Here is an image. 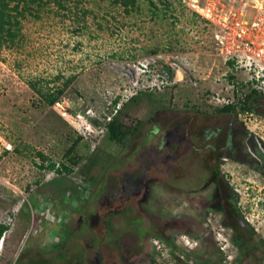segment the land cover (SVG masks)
Wrapping results in <instances>:
<instances>
[{
	"label": "rangeland",
	"instance_id": "1",
	"mask_svg": "<svg viewBox=\"0 0 264 264\" xmlns=\"http://www.w3.org/2000/svg\"><path fill=\"white\" fill-rule=\"evenodd\" d=\"M210 1L241 0H44L19 18L0 47V264H235L219 205L261 242L241 264H264V177L240 151L264 143V97L215 112L249 77L214 55ZM62 87L66 115L38 92ZM114 114L137 129L123 145Z\"/></svg>",
	"mask_w": 264,
	"mask_h": 264
},
{
	"label": "built area",
	"instance_id": "2",
	"mask_svg": "<svg viewBox=\"0 0 264 264\" xmlns=\"http://www.w3.org/2000/svg\"><path fill=\"white\" fill-rule=\"evenodd\" d=\"M211 2L201 10L198 6L197 12L218 27L212 37L214 55L223 58L229 68L247 74L246 82L264 94V0H241L221 14ZM52 107H59L61 115H66L61 99Z\"/></svg>",
	"mask_w": 264,
	"mask_h": 264
},
{
	"label": "trees",
	"instance_id": "3",
	"mask_svg": "<svg viewBox=\"0 0 264 264\" xmlns=\"http://www.w3.org/2000/svg\"><path fill=\"white\" fill-rule=\"evenodd\" d=\"M44 0H0V47L5 43L13 42L16 37V33L13 30V26L19 23V18L24 15L25 11H28L32 5H37L38 3L43 2ZM113 4L119 6H132L134 7L137 0H111ZM154 52V51H152ZM165 72L170 75L171 72L169 69H165ZM230 79H234L232 74H229ZM65 87V86H64ZM64 87L55 90H47L45 92L38 91L42 100L45 103V106L49 107L60 100L63 93ZM241 93L238 95L237 92L234 94L236 99H228L226 103L222 104L219 107L215 108L216 113L222 114H232L235 115L238 111L242 112H252L254 111L253 103L256 102L259 97H264V94L259 92L257 89L252 87L250 82H241L240 83ZM245 89V90H244ZM118 99L114 101L117 103ZM117 113V111H116ZM107 138L111 142H115L118 145H123L126 139L132 136L137 130L136 127L127 126L123 122L119 121L117 115L114 114L106 123H105ZM226 145L229 146V141L226 140ZM75 145V144H73ZM72 145V148H73ZM75 162H72V164ZM49 170H56L57 172H71V166H66L64 164L61 167H55V162H50L47 166ZM239 212L237 209H235ZM237 219V218H236ZM238 220V219H237ZM7 228L0 225V237H2L4 230ZM250 232L254 233L253 229ZM173 242V241H172ZM174 254V252L172 253ZM177 259L180 256L175 255ZM180 260V259H179ZM199 264H213L212 262L206 263L199 262ZM216 264H221L218 262Z\"/></svg>",
	"mask_w": 264,
	"mask_h": 264
},
{
	"label": "flooded vegetation",
	"instance_id": "4",
	"mask_svg": "<svg viewBox=\"0 0 264 264\" xmlns=\"http://www.w3.org/2000/svg\"><path fill=\"white\" fill-rule=\"evenodd\" d=\"M216 135V133L214 134V136ZM252 136V143L249 142V140L243 141L241 142V147H240V151L246 155V162L244 161L241 164H246V166H251V168L253 170H256L260 175H262L264 177V143L255 135H249ZM231 148V147H228ZM239 151V152H240ZM224 159V158H223ZM249 160H252L253 162H249ZM230 202V201H228ZM51 204V203H50ZM50 204H46V208L51 211L52 213V207ZM219 205V204H218ZM227 207V206H226ZM231 207V204L228 205V208ZM214 208H218V213H220V217L222 218L220 220L221 224H220V229H222V233L215 231L214 235H213V239L215 240V244L216 246L221 249L222 251L224 250L223 246H221L222 241L220 242L219 238L217 237V235H223V240L227 242V244H229L230 246H232L235 250H236V255L232 258V261L235 262V264H241L243 259H244V253L245 251L254 249L253 246H251V242L253 243L252 245H254V247L256 246H260V240L257 238L252 237L248 243L247 241L243 238V234L244 232H248L247 229V223L243 220V216L241 215L240 212H237L235 209H231V212L229 215V217L225 218L227 216L226 212L220 211V205L219 207L214 206ZM223 210V209H221ZM54 211V210H53ZM212 211L216 212L213 207H212ZM201 215V214H200ZM56 216V215H55ZM230 216L237 218L238 220V224H241V226H237L236 223L234 224L232 221H230ZM0 225L5 226L4 225V221L0 220ZM7 227V226H5ZM249 227V226H248ZM8 228V227H7ZM226 230V232L224 230ZM7 230H4L3 235H2V243H1V247L5 237L7 236ZM250 231V230H249ZM197 240H200L202 238L201 236H197ZM222 240V239H221ZM250 242V243H249ZM250 244V245H248ZM223 255V254H222ZM244 255V256H243ZM228 257V259L230 258L229 256H225ZM223 264V263H221Z\"/></svg>",
	"mask_w": 264,
	"mask_h": 264
},
{
	"label": "water",
	"instance_id": "5",
	"mask_svg": "<svg viewBox=\"0 0 264 264\" xmlns=\"http://www.w3.org/2000/svg\"><path fill=\"white\" fill-rule=\"evenodd\" d=\"M115 68H116L117 70H120V69H119V68H117V67H115ZM129 72L131 73L130 75H131V77H132V75H133L132 73H133V72H132V71H130L129 69H127V73H129Z\"/></svg>",
	"mask_w": 264,
	"mask_h": 264
},
{
	"label": "bare ground",
	"instance_id": "6",
	"mask_svg": "<svg viewBox=\"0 0 264 264\" xmlns=\"http://www.w3.org/2000/svg\"><path fill=\"white\" fill-rule=\"evenodd\" d=\"M158 253V252H157ZM186 254V253H185ZM177 255V254H176ZM188 255V254H187Z\"/></svg>",
	"mask_w": 264,
	"mask_h": 264
}]
</instances>
